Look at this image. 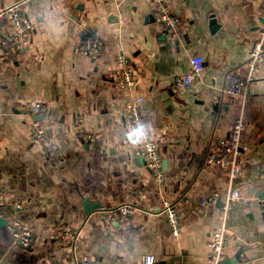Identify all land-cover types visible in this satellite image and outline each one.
I'll use <instances>...</instances> for the list:
<instances>
[{"label":"crops","instance_id":"obj_1","mask_svg":"<svg viewBox=\"0 0 264 264\" xmlns=\"http://www.w3.org/2000/svg\"><path fill=\"white\" fill-rule=\"evenodd\" d=\"M18 1L33 33L15 63L4 61L0 48V214L32 227L37 246L23 248L0 222V264H81L85 257L90 264H139L144 255L155 264H207L230 180L228 169L205 158L240 114L247 149L233 185L250 200L230 206L225 253L230 264H264V64L246 98L223 93L230 74L246 73L264 27L261 1L161 0L183 18L175 37L154 20L155 0H0V7ZM80 4L77 22L71 14ZM91 24L103 42L94 62L78 50ZM8 32L1 22L0 40ZM119 53L137 78L126 92L117 82ZM196 55L205 59L203 72L191 90L176 94V79L190 72ZM139 96L141 120L126 127L125 104ZM34 102L48 108L41 120L58 145L54 158L31 135L36 117L18 109ZM141 134L160 145L163 179L135 154ZM166 200L180 215L177 237L162 211ZM124 204L136 212L108 226L109 209Z\"/></svg>","mask_w":264,"mask_h":264},{"label":"built area","instance_id":"obj_2","mask_svg":"<svg viewBox=\"0 0 264 264\" xmlns=\"http://www.w3.org/2000/svg\"><path fill=\"white\" fill-rule=\"evenodd\" d=\"M261 1L262 19L264 20V0ZM153 17L156 22L161 24L167 34L171 37L177 36L182 29L183 18L171 10V8L161 0H155L152 4ZM6 22L11 32L4 33L0 40L1 57L9 63L17 62L19 55L28 48L33 33V23L27 17L23 1L14 2L5 7H0V23ZM264 26V25H263ZM80 54L88 60L94 62L98 59L103 50V42L95 25L85 27L83 37L80 41ZM117 82L121 91L126 92L137 86V78L135 69L131 61L123 54L116 56ZM205 59L201 55L193 56L191 59V70L189 73L180 76L174 83V91L176 94H182L192 89L195 78L204 70ZM264 64V27L260 30L259 36L254 42L247 61V70L244 75L230 74L227 77L223 93L230 96H238L246 98L250 85L256 80L259 68ZM144 98L142 96L132 98L125 104L124 124L126 127H135L141 120V104ZM20 112L29 113L35 116L32 122L31 135L41 144L44 151L49 157L54 158L58 145L54 141L51 134L42 124V120L38 119L46 111L47 107L40 102L31 104L22 103L18 105ZM247 128V123L243 114H240L234 121L232 128L224 137H219L212 142V146L206 155L205 164L218 165L228 169L230 186L226 194V201L222 205L224 221L222 225L214 232L209 242V256L207 264H230L227 260L226 249L228 247L229 238L233 232L227 225L226 218L232 204L248 202L250 198L241 194L240 190L233 184L241 173V157L247 146L243 142V134ZM84 138L94 141V137L89 134H83ZM135 154L137 157L145 161L146 166L151 170L157 179L164 177V160L159 143L148 134H141L137 139ZM128 139L124 140V144H128ZM217 194L201 199V203L207 205L214 201ZM4 194L0 190V198ZM137 208L130 204L111 207L110 215L104 218V222L108 226L118 223L123 217L133 215ZM261 210L264 214V199L261 200ZM105 212L102 207L100 210ZM163 213L165 214L174 236H179L181 231L180 215L169 201L163 203ZM0 217L3 215L0 214ZM6 219V218H5ZM9 230L16 242L25 249L33 250L37 246V237L32 227L26 226L21 221H8L6 219ZM78 237V235H76ZM75 237V238H76ZM243 257V254H241ZM81 264H90L87 257L82 259ZM139 264H155V256L144 255L140 258Z\"/></svg>","mask_w":264,"mask_h":264},{"label":"water","instance_id":"obj_3","mask_svg":"<svg viewBox=\"0 0 264 264\" xmlns=\"http://www.w3.org/2000/svg\"><path fill=\"white\" fill-rule=\"evenodd\" d=\"M84 8V5L80 4L75 10H73L72 14H71V17L79 22V19H80V14H81V11L83 10ZM210 24H211V30L213 31V29H217V23H216V19H215V16H212L210 18ZM42 116H39L38 119H41ZM166 167V162H164V168ZM261 198H264V194H262ZM88 208V207H87ZM91 210H86L87 214L90 213ZM3 221H5L3 218L0 217V222L2 223ZM7 222L5 221V224Z\"/></svg>","mask_w":264,"mask_h":264}]
</instances>
